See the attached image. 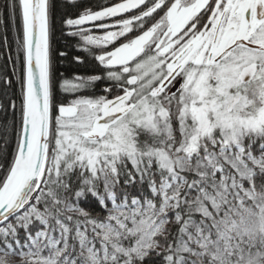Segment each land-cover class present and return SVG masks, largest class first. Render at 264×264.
Returning <instances> with one entry per match:
<instances>
[{
    "label": "snow or ice",
    "instance_id": "1",
    "mask_svg": "<svg viewBox=\"0 0 264 264\" xmlns=\"http://www.w3.org/2000/svg\"><path fill=\"white\" fill-rule=\"evenodd\" d=\"M0 264H264V0H0Z\"/></svg>",
    "mask_w": 264,
    "mask_h": 264
},
{
    "label": "trees",
    "instance_id": "2",
    "mask_svg": "<svg viewBox=\"0 0 264 264\" xmlns=\"http://www.w3.org/2000/svg\"><path fill=\"white\" fill-rule=\"evenodd\" d=\"M91 2L95 3V2H97V0H91ZM9 38L11 39V33L9 34ZM92 68H93V65L89 63L86 67L79 68L78 71L85 72V71L92 70ZM61 71H63V68H61ZM100 87H102V85ZM99 90H100V88H97L98 92H99Z\"/></svg>",
    "mask_w": 264,
    "mask_h": 264
}]
</instances>
